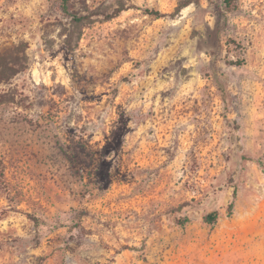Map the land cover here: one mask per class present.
<instances>
[{
  "label": "rangeland",
  "instance_id": "rangeland-1",
  "mask_svg": "<svg viewBox=\"0 0 264 264\" xmlns=\"http://www.w3.org/2000/svg\"><path fill=\"white\" fill-rule=\"evenodd\" d=\"M71 1L0 0V264H264V0Z\"/></svg>",
  "mask_w": 264,
  "mask_h": 264
},
{
  "label": "trees",
  "instance_id": "trees-1",
  "mask_svg": "<svg viewBox=\"0 0 264 264\" xmlns=\"http://www.w3.org/2000/svg\"><path fill=\"white\" fill-rule=\"evenodd\" d=\"M237 0H223V3L225 5V7L228 9V10H231L234 8L235 6V2ZM61 2V8L62 10L70 15V16H73L74 20L75 21H78L80 20L81 18H77L76 17V13L74 12L73 8H74V5L72 3L71 0H60ZM184 5H181L180 7H178V10H180V8H182ZM122 10H124V8H119L115 15H113L112 17L116 16L118 13H120ZM146 12L148 13H151V14H155L157 16H163V13H161L160 11H157V10H152V9H145ZM244 60H241V63H243ZM240 63V64H241ZM3 168H4V162L2 159H0V171H3ZM236 193L237 191L235 190L234 191V197H236ZM234 207V200L230 203V210H232ZM220 215H219V211L215 210V211H212L210 213H208L206 216H205V220L210 223V224H215L218 219H219ZM190 219L188 217H185L183 219V223H186V222H189Z\"/></svg>",
  "mask_w": 264,
  "mask_h": 264
}]
</instances>
